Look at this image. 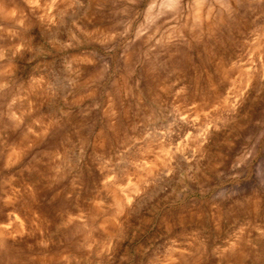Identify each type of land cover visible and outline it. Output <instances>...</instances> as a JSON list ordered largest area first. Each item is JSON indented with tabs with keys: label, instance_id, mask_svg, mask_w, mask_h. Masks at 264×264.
I'll return each mask as SVG.
<instances>
[{
	"label": "rangeland",
	"instance_id": "374dc122",
	"mask_svg": "<svg viewBox=\"0 0 264 264\" xmlns=\"http://www.w3.org/2000/svg\"><path fill=\"white\" fill-rule=\"evenodd\" d=\"M164 2L0 0V264H264V0L191 34Z\"/></svg>",
	"mask_w": 264,
	"mask_h": 264
},
{
	"label": "clouds",
	"instance_id": "9594fccd",
	"mask_svg": "<svg viewBox=\"0 0 264 264\" xmlns=\"http://www.w3.org/2000/svg\"><path fill=\"white\" fill-rule=\"evenodd\" d=\"M127 2L129 4H135L137 0H127ZM25 3H28L30 7H32L33 9L41 10V14L39 16V19L41 21L47 20L48 23L54 24L56 22V15H54V13H56L57 10L59 9L60 13L63 14L67 11V9L74 8L76 0H25ZM197 3L204 5V7L202 9L195 8L194 5ZM240 3L241 0H171L170 11L173 13V15L171 16L170 20H166L165 23H171V21L174 20L178 24L181 20H183L184 21L183 27L188 28L190 34L194 33L197 27H199L201 31H203L204 20H209V21L218 20L220 22H223L226 16L231 17L234 11L233 5L234 4L239 5ZM60 6H65V7L61 8ZM161 6L168 7V3H165L164 0H148L145 13L147 14L148 9H152L153 11H155L159 9ZM189 20L193 21L191 26L188 24ZM73 27L76 29V31L70 32V36L72 40L77 39L78 37L77 32H81L86 36L90 35V33L84 32V29H82L80 25L77 24L75 21H73ZM172 27L175 28V25H172ZM129 31L130 28H126L125 34H127ZM181 35H183V33H181ZM114 36L115 34H113V38ZM136 38L137 37H133V39ZM260 38L264 39V36ZM185 39H187V37H185ZM64 47L71 48L72 45L71 44L64 45ZM260 47H264V45ZM257 51H259V47L257 48ZM260 64H261V69H264V56H262ZM260 79L264 80V71H261ZM246 90L247 89L245 88V91ZM242 95L243 93H240L231 100L230 103L231 108L233 109L236 108V106L240 102V97ZM227 103H229V101ZM182 119H186V117H182ZM209 127H211V125H209ZM29 131H31V129H29ZM111 164L112 161L110 159L105 161V169L107 172L111 174L107 175L105 179L100 181L101 185L103 186L102 190H106L108 188V185L113 184L116 181L115 172L113 168L110 167ZM55 171L59 175L60 169L57 168L55 169ZM52 179L56 180L57 176H53ZM73 187H77L74 181H73ZM115 188L118 189L123 194L122 199L118 200V203L116 202L115 205L107 204L105 205V207L109 209L115 207L116 211L115 214L111 217V219L114 221L117 227L122 228L123 225L121 224L119 217L124 214V210L126 208L132 206L134 201L133 198L139 194V189L137 188V183L131 182V178H129V182L123 184H116ZM96 203L103 204L104 202L97 201ZM70 219H75V217H72ZM4 227L10 228L11 224ZM100 227L106 228V224L102 223ZM89 247L91 248V245ZM112 247H113V243L112 241H109L105 246L101 247V250L98 253V255L108 254L109 258H111Z\"/></svg>",
	"mask_w": 264,
	"mask_h": 264
}]
</instances>
